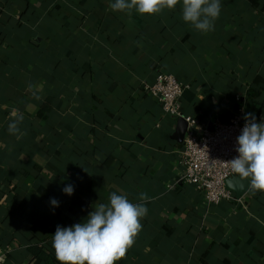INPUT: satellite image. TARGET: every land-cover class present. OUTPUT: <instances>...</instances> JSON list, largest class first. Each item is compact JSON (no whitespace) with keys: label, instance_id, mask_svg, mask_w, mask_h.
Returning a JSON list of instances; mask_svg holds the SVG:
<instances>
[{"label":"crops","instance_id":"0c3cea01","mask_svg":"<svg viewBox=\"0 0 264 264\" xmlns=\"http://www.w3.org/2000/svg\"><path fill=\"white\" fill-rule=\"evenodd\" d=\"M113 2L0 0V264H59L56 227L112 192L152 198L115 264H264V192L235 174L230 198L208 205L179 180L181 119L200 132L244 105L264 121V0H220L207 33L183 21L182 0L151 15ZM162 73L189 86L179 116L144 88Z\"/></svg>","mask_w":264,"mask_h":264},{"label":"clouds","instance_id":"9594fccd","mask_svg":"<svg viewBox=\"0 0 264 264\" xmlns=\"http://www.w3.org/2000/svg\"><path fill=\"white\" fill-rule=\"evenodd\" d=\"M180 0H114L112 11L139 14H155L167 8L173 9ZM220 0H182V19L203 33L214 30L219 17ZM8 124L10 134L20 131L18 125L23 115L13 113ZM244 126L236 139L238 155L226 163L233 173L244 181L253 194L264 192V121L257 123L254 114L243 117ZM74 189L68 185L63 192L71 195ZM146 193L139 194L140 203H132L125 194L112 192L107 203L92 207L87 217L68 227L57 226L52 234V247L59 264H115L123 259L142 229L141 219L147 214ZM53 206L58 201L51 199Z\"/></svg>","mask_w":264,"mask_h":264},{"label":"built area","instance_id":"2783aa9c","mask_svg":"<svg viewBox=\"0 0 264 264\" xmlns=\"http://www.w3.org/2000/svg\"><path fill=\"white\" fill-rule=\"evenodd\" d=\"M188 85L172 74H158L144 86L145 90L157 101L161 112L166 116H179L180 98ZM245 106H241L227 121L214 122L213 129L198 131V124L191 117L184 118L187 123L183 141L179 180L193 186L208 205H217L230 198L226 180L235 175L227 161L235 158L237 137L244 126ZM8 251L0 249V261Z\"/></svg>","mask_w":264,"mask_h":264},{"label":"water","instance_id":"95a60500","mask_svg":"<svg viewBox=\"0 0 264 264\" xmlns=\"http://www.w3.org/2000/svg\"><path fill=\"white\" fill-rule=\"evenodd\" d=\"M180 124H181V133H180V137H183L184 135V132H185V129L187 127V123L184 119H181L180 121ZM213 128H210L209 130L211 131Z\"/></svg>","mask_w":264,"mask_h":264},{"label":"trees","instance_id":"16d2710c","mask_svg":"<svg viewBox=\"0 0 264 264\" xmlns=\"http://www.w3.org/2000/svg\"><path fill=\"white\" fill-rule=\"evenodd\" d=\"M167 74H170V73H167Z\"/></svg>","mask_w":264,"mask_h":264}]
</instances>
